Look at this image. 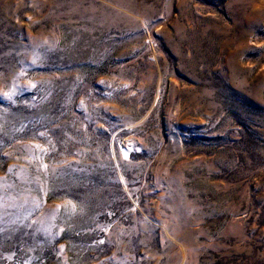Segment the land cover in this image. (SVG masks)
I'll return each mask as SVG.
<instances>
[{"label": "rangeland", "instance_id": "1", "mask_svg": "<svg viewBox=\"0 0 264 264\" xmlns=\"http://www.w3.org/2000/svg\"><path fill=\"white\" fill-rule=\"evenodd\" d=\"M0 264H264V0H0Z\"/></svg>", "mask_w": 264, "mask_h": 264}, {"label": "bare ground", "instance_id": "2", "mask_svg": "<svg viewBox=\"0 0 264 264\" xmlns=\"http://www.w3.org/2000/svg\"><path fill=\"white\" fill-rule=\"evenodd\" d=\"M123 151L125 152V154H127L129 152V148H123Z\"/></svg>", "mask_w": 264, "mask_h": 264}]
</instances>
